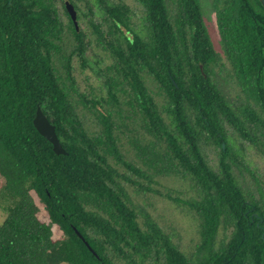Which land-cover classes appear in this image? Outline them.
<instances>
[{
  "label": "trees",
  "instance_id": "16d2710c",
  "mask_svg": "<svg viewBox=\"0 0 264 264\" xmlns=\"http://www.w3.org/2000/svg\"><path fill=\"white\" fill-rule=\"evenodd\" d=\"M135 1L139 24L126 0H0V264H264V4ZM76 60L99 88L81 90ZM150 192L193 212L196 244L145 209Z\"/></svg>",
  "mask_w": 264,
  "mask_h": 264
},
{
  "label": "rangeland",
  "instance_id": "374dc122",
  "mask_svg": "<svg viewBox=\"0 0 264 264\" xmlns=\"http://www.w3.org/2000/svg\"><path fill=\"white\" fill-rule=\"evenodd\" d=\"M126 2L132 6L135 13V17L133 19L136 24H139L144 15V11L142 10L140 4L135 0H126ZM209 16L210 17H206L205 22L208 26V30L211 34V38L216 50L219 53L223 54L222 41L216 15L214 12H211ZM95 52L99 53L100 49L98 47L92 49V56H96ZM78 62L77 60L75 61L74 75L76 76V79L80 84L81 90L88 91V83L93 87L99 88L100 80H98L93 71L89 67H81L79 65L80 62ZM106 63L108 62L106 61ZM106 63H104L103 66H105ZM127 137L128 134L123 135V139L127 140ZM209 153L211 156L215 155V151H209ZM249 156L255 159L256 154H254L253 151L250 150ZM257 165L260 172H262V174L264 175V160L259 161L257 159ZM155 188L160 190L162 193L171 192L172 195L179 194L180 196L185 198L189 197L188 195H190V193H188V195L186 194V187H183L180 182L172 181L170 179H164L162 181V184L156 185ZM33 195L35 197L36 203L40 208L38 213L40 219L45 222H49V217L47 211L45 210L44 204L38 199L36 194ZM146 195L147 200L142 197L140 201L141 204L156 218V220L163 226L165 230L175 234L177 239L182 241L184 248L185 246H193L197 243V241L199 240L197 221L193 217V212L189 208H186L185 206H178L176 202H173L167 197L155 192H150ZM6 217L7 212L4 211V209L0 205V225L3 223ZM53 233L54 238L56 239L62 237L61 230L58 229V227L55 225L53 226Z\"/></svg>",
  "mask_w": 264,
  "mask_h": 264
},
{
  "label": "water",
  "instance_id": "95a60500",
  "mask_svg": "<svg viewBox=\"0 0 264 264\" xmlns=\"http://www.w3.org/2000/svg\"><path fill=\"white\" fill-rule=\"evenodd\" d=\"M264 4V0H261ZM67 9L74 20V23L77 26V29H79L78 21H77V12L74 8V5L70 2H66ZM34 124L37 130L42 134L45 138H47L52 144L53 149L56 153H66L65 148L61 144L57 134H56V127L54 124L51 123L50 119L47 117V115L42 111L40 107H38L36 116L34 118ZM79 235L83 238L80 232H78Z\"/></svg>",
  "mask_w": 264,
  "mask_h": 264
}]
</instances>
